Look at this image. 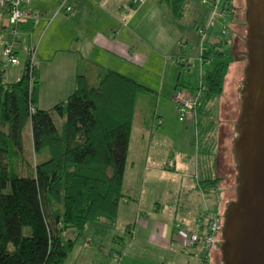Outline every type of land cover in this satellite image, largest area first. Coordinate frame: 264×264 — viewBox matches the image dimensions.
<instances>
[{"label":"crops","instance_id":"crops-1","mask_svg":"<svg viewBox=\"0 0 264 264\" xmlns=\"http://www.w3.org/2000/svg\"><path fill=\"white\" fill-rule=\"evenodd\" d=\"M61 1L64 0H31L25 7L28 14L25 21L31 24V30L21 33V39H25L17 52L19 64H9L5 69L1 68L2 44L12 38V33L6 27V14L0 10V73L4 81L14 83L20 79L28 55L33 50L34 65L39 76V109L49 110L64 101L73 93L78 75L85 76L88 83L93 85V80L98 82L103 72L113 71L145 89L134 96L133 127L126 163L130 151L133 160L128 168L125 166L123 187H126L128 173H133V184H128L123 193L125 198L118 207L116 222L114 225L90 222L80 236H76L72 230L67 231L64 238L73 241V246L64 264H110L108 257L117 253L111 246L124 243L120 237L122 228L119 224L117 226L120 220L124 230H128L132 237L137 233L142 234L139 241L161 253L163 261L159 264H210V258L204 261L198 247L185 248L175 239V225L191 231L195 228L196 218L206 210L217 209L224 181L219 169L221 166L228 167L229 177L232 181L236 180L233 144L230 143L235 140L234 129L223 132L219 109L213 106L223 91L219 97L201 103L188 119L180 122L185 123L179 129L180 135L189 131L190 127L197 131L196 149L199 147L202 151L200 158L197 151L198 173L194 182L179 180L172 189L165 186L173 183L171 176L178 175L175 171L183 170L189 162L190 154L185 155L180 149L183 148L181 138L161 159L153 145L156 139L166 134L168 116H165L167 113L163 108L169 103L171 113L175 111L172 94L171 100L167 96L172 91H181L186 96L197 94L201 74L208 69L212 57L207 61L203 59V63L199 58L205 55L208 48L216 46L217 50L226 54L224 48L231 47V54L236 53L235 67L239 74L243 72V55H237L242 41V23L234 14L227 19L229 22L225 24L224 32L221 31V21L220 27L208 29L200 37L197 30L205 24L206 15L203 8H200V12L192 0H186L180 19L172 16L162 0H65L73 12L55 15ZM239 1L232 0L233 5ZM200 15L203 16L199 19ZM197 52L198 58L194 59ZM12 70L17 73L13 74ZM137 97L140 98L138 108ZM239 101L237 98L234 108L238 109ZM150 103L154 107L149 109L147 106ZM240 112L241 103L237 117ZM139 115H142L141 124L135 127ZM156 117L163 123L153 130L150 122ZM236 119L229 122V127L237 123ZM59 120L62 124L60 117ZM133 135L136 136L134 146ZM160 176L165 177L164 184L159 180ZM204 177H217L220 181L210 185L201 184ZM130 192L134 195H130ZM117 227L120 229L117 230ZM106 229L112 231L107 246L101 237ZM105 249L108 252L101 254ZM178 249L188 257L181 256ZM73 251L74 258L69 262ZM91 252L94 253L93 258H90ZM101 255L107 263L104 260L96 261ZM121 261L118 258L116 263L121 264Z\"/></svg>","mask_w":264,"mask_h":264},{"label":"trees","instance_id":"trees-1","mask_svg":"<svg viewBox=\"0 0 264 264\" xmlns=\"http://www.w3.org/2000/svg\"><path fill=\"white\" fill-rule=\"evenodd\" d=\"M162 1L175 19L183 17L186 0ZM17 30L30 31L31 24ZM217 49L203 56L217 62L201 74V103L223 91L226 54ZM38 89V70L28 59L17 82L6 83L0 73V264H64L73 246L64 234L80 236L90 222L114 225L125 198L134 96L145 89L113 71L95 86L78 75L73 93L49 110L38 108ZM28 124L35 163L24 150ZM219 181L204 177L201 184Z\"/></svg>","mask_w":264,"mask_h":264},{"label":"water","instance_id":"water-1","mask_svg":"<svg viewBox=\"0 0 264 264\" xmlns=\"http://www.w3.org/2000/svg\"><path fill=\"white\" fill-rule=\"evenodd\" d=\"M245 6L248 65L238 92L241 112L231 126L235 140L230 142L237 201H230L223 215L218 264H264V0H245Z\"/></svg>","mask_w":264,"mask_h":264},{"label":"rangeland","instance_id":"rangeland-1","mask_svg":"<svg viewBox=\"0 0 264 264\" xmlns=\"http://www.w3.org/2000/svg\"><path fill=\"white\" fill-rule=\"evenodd\" d=\"M193 2L195 1V5H197V7L199 8V11L201 12L200 8H203L204 14L206 15V20H205V24H203L202 26H200L201 29L205 28L206 26H208V22L212 19H214V23L213 25L209 28H215L216 26L219 25V27L221 26L220 22H221V18L218 17V14L220 12V10L222 9V3L224 2V0H207L209 3L208 4H202V0L200 2V0H192ZM62 3V1L60 2V4ZM60 4L57 6L55 12L59 9V14L61 15L63 14V9L60 8ZM207 7H206V6ZM203 6V7H202ZM234 6V13L236 15V19L239 20L242 23L241 26V37H242V41H241V45L239 47V53H241V55H243V61L241 67L245 66L243 70L246 69L248 62L246 59V49L244 47L245 44V32L244 30H246V26L244 24V13L246 10V6H245V0H240L238 2V4L236 3ZM205 8V9H204ZM54 12V14H55ZM203 16V15H202ZM201 15L199 16L202 17ZM229 22V21H228ZM227 22V23H228ZM243 30V31H242ZM206 32V31H205ZM197 33L199 34V36L201 37L203 34L202 32L199 30H197ZM12 39V38H11ZM9 40H5V41H10ZM24 37H22L21 39V44L24 41ZM208 40H212V39H208ZM207 40V41H208ZM203 46H205V43L203 44ZM205 48V47H204ZM231 47L228 48H224V50L228 53H226V57L224 58V62L227 64L226 66V71L224 74V78H223V82H222V89H223V95L217 99L216 103L213 105L214 107L219 109V119L222 120V125L224 127V131L223 132H230V128L229 127V122L232 120L236 119V115L238 113V109L240 108V101L238 102V109L234 108V103H236V99L238 98V92L239 89H241V84L240 82H243L245 77H244V71L239 74L238 70L236 69L234 63H236L235 60V55H232L231 53ZM199 52V49H197ZM198 52L195 54V58H198ZM205 52V49H204ZM200 63H201V58H199ZM3 60V57H2ZM217 62V59L212 57L210 60V64L207 66L208 69H211L212 66ZM244 64V65H243ZM2 68V67H1ZM13 74H16L17 72L15 70H12ZM94 84L92 86H95L97 84V82L95 83V80H93ZM198 85V83H197ZM196 85V88H197ZM175 93L179 94L180 98L183 97H193V94H190L189 96H186L185 94H182L183 92L181 91H172L167 97L168 99L170 98L171 100V94H172V103H174V95ZM193 95V96H192ZM139 100L140 98L137 97V108L139 105ZM166 100V99H164ZM150 102V101H149ZM167 103L169 101H166ZM149 109L153 108L154 105L148 104ZM151 105V106H150ZM175 107V105H174ZM164 111H166L167 114H165V116L167 115L168 118H166V124L164 125V127L166 126V131L162 137L158 138L155 140L154 142V149L157 150L158 153H160L159 158H163L164 154L170 150L173 149L175 146V143H177L179 141H181V144L183 145V148H180L181 151L183 150L185 155L186 154H190V159L189 162L184 166V169H177L175 172L178 175H173L171 176L172 179H174L173 183H167L165 184V186L167 187V189H172L175 186V182H178L179 180H183V182H194V178H196L198 170H197V166H196V162H197V149H196V143H195V134L197 133L196 130H194L193 127H190L189 131H184V133L182 135H180L179 133V129L181 128V126H183L184 124L180 123L178 121V115H177V110L175 108V111H173L171 113L170 111V106L169 103L167 106H165ZM190 117V115H188L186 118H184V121L186 119H188ZM54 118L56 121V125L58 127L61 126V121L59 120V117L54 114ZM238 118L236 119V121H238ZM141 120H142V115H139V117L136 118L135 121V127H138L141 124ZM152 122H150V126L152 125V129L153 130H157L163 123V121L160 118H153V120H151ZM132 127H133V121H132ZM132 132V129H131ZM135 134V133H134ZM131 137V135H130ZM136 136L133 135V139H132V144L134 146L135 144V139ZM130 142V141H129ZM198 147V145H197ZM24 150L26 153V157L29 161L35 163L36 161V156L33 154V150H32V135H31V126L28 124L24 130ZM176 152V151H175ZM151 153V151H150ZM169 155V154H168ZM38 159V158H37ZM133 160V154L130 151L129 157L127 159V168L129 166V163ZM220 172L224 175V181H223V185L221 187V194H222V198L221 201L219 203V206L217 207V212L220 216V219L222 220V224L221 226H223V222H224V218L223 215L225 214V210H226V206L233 201H237V177L236 180L232 181V178L229 177L230 176V172L228 171V167H224L221 166L220 168ZM232 174H235V171L233 170ZM237 174V172H236ZM164 176H160L159 180L162 182V184H164ZM128 184H133V173H128L127 179H126V187L128 186ZM126 187H122V192L125 194L126 192ZM130 195H134L133 192H130ZM226 195V196H225ZM225 196V197H224ZM123 203H120V205ZM122 220L117 222V226L119 224V226H121L122 228V232L123 234L120 235V237L123 239V244L122 243H114L115 245L111 246L112 250H116L117 253H119L120 256H118L117 253H113L112 256L107 257L110 260V264H117L119 262L116 263V260L118 258L122 259L121 264H159L161 261H163L162 257L160 256V252L155 250V249H151L149 247H147L145 245V242L139 241V239H141V235L137 233L136 235H134L133 237L128 233V230H124V227H122ZM117 230H119L120 228L117 227ZM112 231H110L109 229H106L103 231V234H101L102 240L104 242V244L107 246L109 245V237L111 235ZM143 239V237H142ZM223 239L221 238V234L216 238V244H214L211 256H210V264H218V262H220L221 260V251H220V245L222 244ZM178 248V247H176ZM178 253L181 256L184 257H188V255L181 253V250L178 249ZM108 252V250H104V252H100L101 254H106ZM90 254V258H93L94 253L91 252ZM95 254H98L95 251ZM103 255H101L100 259L97 258L96 261L98 260H104V258H102ZM118 256V257H117ZM74 258V251L73 254L69 257V262L72 261V259ZM96 258V257H95ZM94 258V259H95ZM93 259V260H94ZM183 260V258H181ZM95 261V260H94ZM104 262H106L104 260ZM107 263V262H106ZM166 264V262H165ZM222 264V263H219Z\"/></svg>","mask_w":264,"mask_h":264},{"label":"built area","instance_id":"built-area-1","mask_svg":"<svg viewBox=\"0 0 264 264\" xmlns=\"http://www.w3.org/2000/svg\"><path fill=\"white\" fill-rule=\"evenodd\" d=\"M31 0H0V10L6 14V27L12 33V39L10 41H4L2 44V69H5L7 65H18L19 60L17 58L18 48L21 44V33L17 30L19 23L26 20L28 14L25 11V7L29 5ZM203 4H208L207 0H202ZM223 8L219 12V17L222 21L221 31H225V24L227 19L234 16V6L232 0H224ZM60 8L63 9V14H71L73 8L65 3V0L60 4ZM59 9L55 12V15L59 14ZM214 23V19L208 22V26L200 29L202 34L205 33ZM35 52L32 50L28 55L29 63L34 64ZM178 63L179 60L177 59ZM203 63V57L201 58ZM201 103V91L197 90V94L193 97L180 98L178 93L174 95V104L177 110L178 121L183 122L184 118L194 113ZM222 224V220L216 209L206 210L202 216L196 218L195 228L191 231L184 230L179 224L175 225V239L181 243L185 248L198 247L203 255V260L207 261L210 258V253L216 244V238L220 235L219 229Z\"/></svg>","mask_w":264,"mask_h":264},{"label":"flooded vegetation","instance_id":"flooded-vegetation-1","mask_svg":"<svg viewBox=\"0 0 264 264\" xmlns=\"http://www.w3.org/2000/svg\"><path fill=\"white\" fill-rule=\"evenodd\" d=\"M245 26H246V23L244 22ZM246 29H247V26H246ZM245 34H246V30H245ZM234 202V201H233Z\"/></svg>","mask_w":264,"mask_h":264}]
</instances>
